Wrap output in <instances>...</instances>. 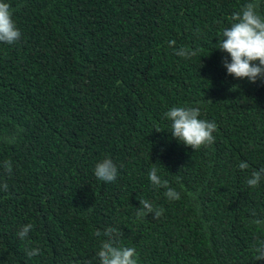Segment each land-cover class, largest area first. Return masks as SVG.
I'll return each instance as SVG.
<instances>
[{
    "label": "trees",
    "instance_id": "trees-1",
    "mask_svg": "<svg viewBox=\"0 0 264 264\" xmlns=\"http://www.w3.org/2000/svg\"><path fill=\"white\" fill-rule=\"evenodd\" d=\"M5 2L21 37L0 43V165L12 163L11 175L0 166V264H98L94 232L106 228L138 264H264V226L250 222L264 220V178L246 183L264 167V84L227 75L215 48L247 0ZM173 106L200 107L215 142H177ZM105 157L112 183L93 173ZM152 167L179 200L151 184ZM140 199L162 216L138 219Z\"/></svg>",
    "mask_w": 264,
    "mask_h": 264
},
{
    "label": "clouds",
    "instance_id": "clouds-1",
    "mask_svg": "<svg viewBox=\"0 0 264 264\" xmlns=\"http://www.w3.org/2000/svg\"><path fill=\"white\" fill-rule=\"evenodd\" d=\"M258 8V0H247L241 5L239 11L233 12L231 24L221 31L215 48L227 54V57H222L220 61L221 66L226 69L227 75L235 79H247L250 83L259 81L264 84V15L259 13ZM12 16L10 4L5 0H0V43L12 45L21 37V32L16 27ZM168 43L170 47H173L176 42L171 40ZM197 52L198 49L181 46L175 54L184 59H190L196 56ZM164 117L170 122L171 136L177 142L193 150L215 142L213 133L217 129V124L214 121L200 118L201 109L198 106H173L164 113ZM0 166L4 173L11 175L12 163L10 160H4ZM238 167L243 171L248 169L249 165L242 161ZM93 173L98 180L106 183L117 181L119 177L117 166L108 157L95 163ZM262 178H264V167L253 171L250 178L246 179V183L249 187H256ZM148 179L155 188L165 189L164 196L168 200L180 199V194L169 186L167 180L161 179L155 167L149 170ZM0 186L3 190H7L6 182ZM139 205L140 207L136 210L138 219H146L151 213L152 219L156 220L163 214V209L155 207L150 200L140 199ZM252 215L255 217L254 212ZM250 222L264 226V220L261 219H252ZM32 228L31 223L22 225L17 233L18 237L22 240L26 239ZM94 235L99 241L95 253L98 264H138L136 249L120 240L121 230L106 228L103 232L96 230ZM101 237L103 238L101 239ZM254 250L256 261L264 260V239L257 242ZM26 254L29 257L39 255L40 249L32 248ZM83 264H88V262L84 261Z\"/></svg>",
    "mask_w": 264,
    "mask_h": 264
}]
</instances>
